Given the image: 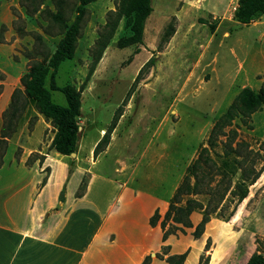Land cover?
Returning a JSON list of instances; mask_svg holds the SVG:
<instances>
[{"label":"rangeland","instance_id":"374dc122","mask_svg":"<svg viewBox=\"0 0 264 264\" xmlns=\"http://www.w3.org/2000/svg\"><path fill=\"white\" fill-rule=\"evenodd\" d=\"M186 1L152 0L153 12L146 20L143 43L138 45L137 52V45L117 47L118 38L130 34L125 27V20H121L113 38L83 84L93 60L92 45L105 22L106 12L114 8L115 2L97 0L88 8L87 22L73 58L62 62L55 75V81L60 86L73 84L79 89L83 84L80 93V127L103 126L105 132L118 108L122 109L116 125L121 126L119 132L122 139L129 134L126 167L135 170L129 186L153 193L159 197L160 204H165L174 185L176 188L180 183L186 166L196 156L200 146L206 144L213 123L225 112L237 93L243 87H264V14L253 20V23L240 24L234 21V3L231 1L222 14L221 24L218 18L209 16L206 19V15L199 14H179L178 19L177 14H173L174 9L181 8ZM46 4L54 10L49 0H46ZM200 18L208 23L201 22ZM209 23L216 24L213 32ZM45 25L46 21L38 13L27 15L20 0H0L1 95L6 87L12 92L15 88H22L21 76L32 60H40V57L30 60L25 55L33 46L34 32L42 35L50 52L55 49L60 36L44 33ZM18 28L26 33L21 35ZM172 28L175 29L174 33L168 36ZM151 57L153 61L145 64ZM45 85L49 88V75ZM51 96L57 103L66 104L65 96L60 91H53ZM127 96L129 99L124 104L123 100ZM33 110L37 111L33 102L29 101L18 122L29 117ZM25 120L26 133H29L36 116ZM231 127L237 130V140L247 142L252 153L259 152L260 155L254 154V166L259 168L264 162V144H261L264 141V107L252 113L247 123L240 117L235 118ZM82 130L80 128L79 133ZM46 135L50 136L47 130L43 136L44 142L48 138ZM95 137L96 130L89 129L83 141H79L78 150L87 154L88 145ZM95 145L92 148L93 160L108 146L94 158ZM216 150L220 151V147L217 146ZM19 151L17 149L16 153ZM41 156L35 152L30 159L41 160ZM109 157V162L106 158L102 164L108 170L107 173H112L114 166L111 155ZM239 173L240 170L232 177V185ZM87 179L85 174L80 182H83L84 189ZM217 179L215 177L211 184L214 185ZM195 197L204 205L209 199L207 195L197 194ZM221 204L210 214L204 225L205 229L211 221L213 226L218 222L221 227L213 230V236L206 239L198 264H208V251L213 241L219 244L218 248H226L228 254L232 255V264H246L253 253L261 252L264 255V169L249 186L248 195L236 206L230 218L225 219V216L234 204L230 202L223 210ZM193 212L202 219V210ZM156 216L158 221L160 215ZM161 220L164 222L162 228L169 223V233L184 231L182 225L172 221L171 217L164 219L163 215ZM195 227L192 235L195 238L201 237L204 230L195 236Z\"/></svg>","mask_w":264,"mask_h":264},{"label":"crops","instance_id":"0c3cea01","mask_svg":"<svg viewBox=\"0 0 264 264\" xmlns=\"http://www.w3.org/2000/svg\"><path fill=\"white\" fill-rule=\"evenodd\" d=\"M231 1L235 10L238 0H187L173 14L178 19L179 14L206 15V19L211 16L221 24L222 14ZM53 91L56 90L50 93ZM11 94L8 87L2 95L0 92V135L2 114ZM30 116H36V121L26 133L25 119ZM22 119L7 139L0 166V264H142L146 257H149L148 264H168L169 256L182 253H185L182 264L199 263L206 239L221 225L217 222L213 226L210 221L202 236L195 238L192 231L201 218L193 212L192 226H182L183 232L177 230L164 237L169 223L162 228L161 219L175 185L165 204H160L159 197L153 193L129 186L135 170L126 167L129 134L121 138L120 124L114 128L107 148L93 160L92 148L103 134V126L81 127L74 158L50 147L55 129L42 114L33 110L29 117ZM89 129L96 130V137L88 145L86 154L78 147ZM46 130L50 136L46 135L44 142ZM35 152L42 159L28 163ZM109 154L114 166L112 173H107L102 164L106 158L109 162ZM85 174L86 187L77 196ZM44 176L46 180L42 184ZM154 213L160 219L151 224ZM216 244L213 241L210 245L208 264H232V255Z\"/></svg>","mask_w":264,"mask_h":264},{"label":"trees","instance_id":"16d2710c","mask_svg":"<svg viewBox=\"0 0 264 264\" xmlns=\"http://www.w3.org/2000/svg\"><path fill=\"white\" fill-rule=\"evenodd\" d=\"M54 10L47 4L46 0H20V5L26 9L28 16L38 13L46 25L43 32L51 36H60L55 49L50 52L48 46L40 33L34 32V43L31 49L25 52L28 59L40 57V60H32L27 71L21 76L22 88H15L11 94L8 107L3 111V124L0 135V166L6 149L7 138L15 131L18 119L25 110L29 101H32L36 110L43 115L55 129L50 147L58 152L69 155L76 149V141L79 134L78 127L81 115V89L83 84L91 75L95 64L101 58L105 48L121 20H125V27L130 34L121 36L116 41L118 48L130 45H137L135 51H139L138 45L143 43L145 22L152 12V0H115L114 8L106 12L105 22L98 31L92 48V64L82 86L77 89L73 84L60 86L55 81L56 72L60 64L73 58L77 47L78 39L81 37L82 29L87 22L89 9L87 5L95 0H49ZM45 6L41 8L42 5ZM264 14V0H238L234 10L233 18L241 24H249L258 16ZM174 19V17L172 18ZM201 22L208 23L200 18ZM213 32L216 24L209 23ZM4 29V26L1 27ZM170 30L168 36L174 33ZM20 34L26 33L19 30ZM166 35V34H165ZM169 38V37H168ZM2 38L0 37V42ZM153 57L145 64H150ZM49 75V88L46 87V78ZM50 90L60 91L64 94L66 105L55 103L51 98ZM127 96L123 103L125 104ZM264 107V87L252 89L243 87L232 102L228 105L213 123L206 139L196 156L186 166L180 183L175 188L169 199L168 208L164 219L171 217L175 223L184 227L192 226L189 215L194 210H202L203 216L194 230V235H200L204 230L205 223L209 220L211 213L221 204L222 210L233 203L232 210L225 216L230 218L235 212L236 206L248 195L249 186L252 185L264 169V162L256 168L254 154L248 149V143L244 140H237V130L231 127L232 121L240 117L247 123L251 114ZM121 108L114 114L113 119L105 130L101 139L96 143L93 150L95 158L108 145L110 133L114 129ZM31 128V127H30ZM224 137V138H222ZM264 144V141L261 142ZM220 147V151L216 147ZM252 153V155H251ZM260 155V154H259ZM31 157V155H30ZM28 159V163L32 159ZM240 170L239 176L234 184H231L234 177ZM216 180L215 184H211ZM46 178L43 179L45 182ZM84 190L83 182L80 184L76 195L79 196ZM207 195L209 199L204 205L195 195ZM157 213L150 218V223L155 224ZM223 217V216H222ZM164 226V222L161 221ZM169 233L164 232V237ZM185 253L171 255L166 260L168 264H182ZM149 257H146L142 264H148ZM246 264H264L263 253H253Z\"/></svg>","mask_w":264,"mask_h":264},{"label":"water","instance_id":"95a60500","mask_svg":"<svg viewBox=\"0 0 264 264\" xmlns=\"http://www.w3.org/2000/svg\"><path fill=\"white\" fill-rule=\"evenodd\" d=\"M80 128H81V127L79 126V127H78V130H80ZM70 154H71V155H74V152H72V153H70Z\"/></svg>","mask_w":264,"mask_h":264}]
</instances>
